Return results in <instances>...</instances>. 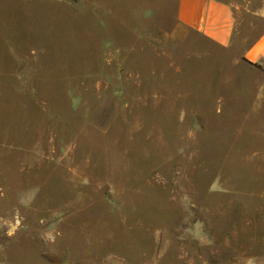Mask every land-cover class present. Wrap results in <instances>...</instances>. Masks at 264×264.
<instances>
[{
  "label": "rangeland",
  "instance_id": "1",
  "mask_svg": "<svg viewBox=\"0 0 264 264\" xmlns=\"http://www.w3.org/2000/svg\"><path fill=\"white\" fill-rule=\"evenodd\" d=\"M175 8L0 0V264H264V62Z\"/></svg>",
  "mask_w": 264,
  "mask_h": 264
},
{
  "label": "crops",
  "instance_id": "2",
  "mask_svg": "<svg viewBox=\"0 0 264 264\" xmlns=\"http://www.w3.org/2000/svg\"><path fill=\"white\" fill-rule=\"evenodd\" d=\"M34 1V0H32ZM72 3V0H54ZM100 2L102 0H83ZM175 19L186 28L221 50L239 52L252 63L264 62V30L249 39L238 27L235 7L228 0H176Z\"/></svg>",
  "mask_w": 264,
  "mask_h": 264
},
{
  "label": "trees",
  "instance_id": "3",
  "mask_svg": "<svg viewBox=\"0 0 264 264\" xmlns=\"http://www.w3.org/2000/svg\"><path fill=\"white\" fill-rule=\"evenodd\" d=\"M250 64H252L251 62H249Z\"/></svg>",
  "mask_w": 264,
  "mask_h": 264
}]
</instances>
